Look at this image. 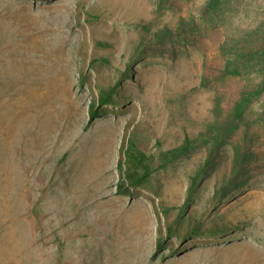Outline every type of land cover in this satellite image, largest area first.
I'll use <instances>...</instances> for the list:
<instances>
[{
	"label": "rangeland",
	"instance_id": "rangeland-1",
	"mask_svg": "<svg viewBox=\"0 0 264 264\" xmlns=\"http://www.w3.org/2000/svg\"><path fill=\"white\" fill-rule=\"evenodd\" d=\"M206 2L0 0V264H264V92L246 110L249 127L217 153L166 260L152 258L154 243L176 210L165 218L159 208L182 203L205 148L130 196L115 193L123 135L140 133L147 151L177 146L263 76L252 65L223 69L236 51L262 46L264 0H225L204 14ZM113 83L112 103L90 120L98 87ZM242 141L253 157L233 172L241 186L213 204ZM195 219L198 236L182 240Z\"/></svg>",
	"mask_w": 264,
	"mask_h": 264
},
{
	"label": "trees",
	"instance_id": "trees-1",
	"mask_svg": "<svg viewBox=\"0 0 264 264\" xmlns=\"http://www.w3.org/2000/svg\"><path fill=\"white\" fill-rule=\"evenodd\" d=\"M224 1L207 0L203 9L204 14L217 11ZM165 34L166 32L158 34L159 39H162ZM143 53L144 43H140L132 55L131 64L138 62ZM92 61L108 63V59L94 58ZM247 65L258 67L263 73L262 78L255 88L245 90L240 94L227 116L222 117L220 105L216 104L214 112L220 116V121L210 126L207 132L201 133L200 136L194 138L185 137L181 144L171 148H162L161 143L157 141L156 143L160 145V148L155 152L144 149L141 143V135L138 132H133L128 136L123 135L121 138L116 163V171L119 177L114 187L115 193L123 196H130L134 189L145 186L155 172L165 169L177 160L187 156L192 150L199 147L205 148L203 161L189 176L188 186L182 203L177 206L162 205L159 208L160 213L165 218L171 210L176 211L174 216L163 227L158 229L154 243L153 259L156 255L163 253L161 259L166 260L176 252V248L171 245L170 240L176 235V231L182 224V220L191 206L198 187L213 166L217 153L243 126L245 128L249 127L245 121L246 110L252 100L264 92V40L262 46L257 49L236 51L233 57L226 61L223 75H237L240 72L241 66L245 67ZM127 74L128 71L124 70L122 76H127ZM117 88L118 83L98 87L97 94L90 102L87 110L90 120L99 117L105 112V106L112 103ZM252 157L253 148L246 141H242L241 144L235 146L232 170L223 175L216 183L212 196L213 204H217L227 197L232 190L241 186L235 183L233 172L243 169L251 161ZM201 227V219L193 220L192 227L184 233L182 240L187 241L190 238L198 236ZM166 249L169 250L167 253L164 251Z\"/></svg>",
	"mask_w": 264,
	"mask_h": 264
}]
</instances>
